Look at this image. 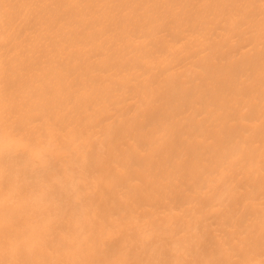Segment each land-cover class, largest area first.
<instances>
[{"label":"bare ground","instance_id":"bare-ground-1","mask_svg":"<svg viewBox=\"0 0 264 264\" xmlns=\"http://www.w3.org/2000/svg\"><path fill=\"white\" fill-rule=\"evenodd\" d=\"M0 264H264V0H0Z\"/></svg>","mask_w":264,"mask_h":264}]
</instances>
